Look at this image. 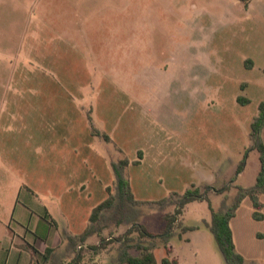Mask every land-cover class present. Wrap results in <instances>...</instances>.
Returning <instances> with one entry per match:
<instances>
[{
  "label": "rangeland",
  "instance_id": "374dc122",
  "mask_svg": "<svg viewBox=\"0 0 264 264\" xmlns=\"http://www.w3.org/2000/svg\"><path fill=\"white\" fill-rule=\"evenodd\" d=\"M38 92L61 94L62 105L70 95L78 127H91L90 115L95 128L112 138H93L90 171L82 164L89 148L78 151L76 184L91 179L100 188V180L116 192L109 163L137 160L142 150L141 165L126 172L137 199L159 200L193 185L230 184L226 195L231 205L237 186H253L260 170L254 149L237 174L253 144L251 124L264 101V0L248 5L242 0H0V110L24 111V94ZM240 96L249 103H239ZM80 137L88 141L78 131ZM42 160L37 148H24L20 179L27 187L19 264H118L116 239L130 225L109 223L73 250L66 239V233L85 228L91 208L107 193L96 189L92 197L84 193L76 202L72 193L59 198L63 188L53 178L52 165ZM226 195L210 193L215 210ZM46 208L58 226L50 223L54 228L43 243L36 236V220ZM137 209L136 221L157 234L167 228L165 216L175 212V206ZM252 213L246 198L239 209L242 236L236 248L246 261L264 264V220ZM178 220L169 226L170 259L226 264L206 224L211 221L207 201L187 204ZM182 226L196 229L180 235ZM132 237L140 239L138 233ZM102 239L108 244L96 250ZM158 241L155 255L163 264L167 252Z\"/></svg>",
  "mask_w": 264,
  "mask_h": 264
},
{
  "label": "crops",
  "instance_id": "0c3cea01",
  "mask_svg": "<svg viewBox=\"0 0 264 264\" xmlns=\"http://www.w3.org/2000/svg\"><path fill=\"white\" fill-rule=\"evenodd\" d=\"M23 97L25 102L24 111L23 109L0 110V264H7L9 262L19 264L23 261L24 188L27 186L25 187L24 181L20 178L22 166L24 164V148H37L38 155L43 159L42 164L52 165L54 172L53 178L57 186L63 188L62 193L58 192L59 198L70 197L72 193L74 195L72 199L76 202L78 197L84 193H86L88 197H92L96 193V189H102L107 193L108 197V187H110L109 184L106 185L101 183L100 180V188L98 185H93L91 179L87 182L86 180H81L80 183H75V180L77 181L76 158L78 151L81 148H89V157H85L82 164L89 171L92 170L94 163L90 144H92L94 137L100 139L101 137L93 134L92 127L87 128L85 125L82 126L81 129L78 127L74 114L76 111V104L74 102L72 103L73 99H71V96L69 95V103L63 105L62 95L59 93L55 94V92L47 94L44 92L24 94ZM81 111H83L82 107ZM78 131L88 137V141L85 142V144L82 142L83 137H80V140H78ZM110 142H112V138ZM110 156L112 157L113 154L108 151V158H111ZM97 157L101 163V161H103L101 156ZM144 157L145 154L143 152L139 165H141ZM118 162L119 160L111 161L109 164L112 168V164ZM131 165L133 164H130L127 168ZM13 168L15 169V173H17L15 180H13L12 175ZM91 176H93V174H91ZM236 178L235 179L238 180V177ZM26 190L27 195H31V189L28 187ZM29 198L31 199L32 197L30 196ZM261 201L263 203L262 211H264V196L261 197ZM97 205L91 208L87 223L84 225L85 228L83 227L84 229L80 233H66V239L68 235H79L86 229L89 224L91 213ZM240 208L241 206L239 209ZM239 209L237 210L236 216L230 222L236 247H238L237 240L242 236V221L238 219ZM45 210L46 215L36 220V236L37 238L40 237L39 239H41L43 243L49 240L52 229L58 226L57 219L49 215L47 208ZM67 213L68 212H64V217L67 216ZM51 222L54 223V227L51 226ZM68 226H74L72 218L68 219ZM92 237L93 236L90 238Z\"/></svg>",
  "mask_w": 264,
  "mask_h": 264
},
{
  "label": "trees",
  "instance_id": "16d2710c",
  "mask_svg": "<svg viewBox=\"0 0 264 264\" xmlns=\"http://www.w3.org/2000/svg\"><path fill=\"white\" fill-rule=\"evenodd\" d=\"M242 1L248 5L250 0ZM238 102L245 105L249 103V100L240 96L238 97ZM88 120L91 122L92 132L95 136H99L108 142L111 141V138L106 133L95 128L94 121L90 115ZM263 129L264 101L260 103L258 115L254 117L251 124L249 137L253 144L246 149L244 159L238 166L237 174L243 171L248 154L254 149L259 153L260 171L253 186H237L238 192L231 205L228 202V197L226 195L230 191V185L216 188L205 184L202 186H193V188L186 190L183 194L172 192L168 196L159 200L149 201L137 199L132 191V186L129 177L126 174V169L130 164H140V159L143 156V152L140 151L138 153V160L136 161L131 162L128 158H124L119 160L118 163L112 164L116 192H113L112 189L108 187V197L93 209L86 229L79 235L67 236L69 246L73 250L78 247L79 244L85 243L91 236L100 235L103 227H106L109 223L117 225L127 224L130 225V229L123 236L116 239L117 242H120L119 253L117 256L118 264H158L155 255V248L159 245V238L163 240L167 252V257L163 259V264H178V261L175 258L170 259L173 250L167 240L170 235L169 226H171L172 229L173 224L177 221L179 222L178 217L182 214L183 209L187 204L194 201H207L211 210V221L206 224L214 236L225 263L254 264L253 262L246 261L245 258L238 253L230 222L236 216L237 210L246 198H249L252 202L254 209L252 214L253 217L256 220H264V214L262 212L263 203L261 201V197L264 196ZM236 179L232 180L231 183H234ZM210 193L226 195L218 210H215L212 207V202L209 196ZM145 204L152 206V208L156 207L159 211L175 206V212L171 216H165L167 228L163 233L156 234L150 232L144 224L136 221L135 217L138 215L137 208ZM193 229H196V227L182 226L180 235ZM134 233L139 234V240H134L132 237ZM107 244L106 240L102 239L99 245L95 246V249L105 248ZM46 251L47 254H49L52 250L47 248Z\"/></svg>",
  "mask_w": 264,
  "mask_h": 264
}]
</instances>
